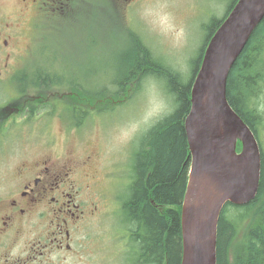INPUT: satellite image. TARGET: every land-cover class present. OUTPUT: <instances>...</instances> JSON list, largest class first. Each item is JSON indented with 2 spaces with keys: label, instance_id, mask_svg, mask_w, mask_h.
<instances>
[{
  "label": "rangeland",
  "instance_id": "rangeland-1",
  "mask_svg": "<svg viewBox=\"0 0 264 264\" xmlns=\"http://www.w3.org/2000/svg\"><path fill=\"white\" fill-rule=\"evenodd\" d=\"M8 1L13 5L17 4L16 0ZM91 1L85 2L88 7L83 9L76 23H70L69 17L58 15L56 19H39L32 31L29 30V23L12 24L14 31L24 28L11 42L10 48H13L14 52L8 67L16 69L20 66L22 77L14 79L13 83L10 79L0 80L1 100L17 95L16 90L21 88V79L24 80V89H35L27 84L30 72L35 69H49L50 66L51 71L56 72L65 81L74 80L76 84L92 89L105 87L114 93L115 89L110 88H114L112 83L115 82L116 76H119V54L130 43L125 31H118L116 19L123 20L126 29L137 33L156 63L168 71L178 73L185 80L204 33L203 23L212 16L220 18L225 9V2L219 0H202L203 2L199 3L195 0H146L130 5L128 17L121 16L117 11L116 18L108 5L90 4ZM63 88L68 86L62 84L49 92ZM164 89L163 81L152 76L143 77L139 86L138 82L133 80L126 87L125 98L121 104L107 112H91V116L85 118L77 132L71 131L67 120H63L68 128L67 134L64 133L63 122L57 115L65 114L59 99L53 100L55 113H52L50 106L46 115L40 116L52 118L41 134L55 137V149L60 150L61 139L66 141L65 146H81L79 153L93 154L97 158L95 165L98 163L101 169L99 174L105 175V199L99 203L96 219L81 237L78 235L75 238L73 248L62 254L65 260L61 264H126V261L132 264L131 260L137 251L136 248H131L129 238L125 240L123 230L126 227L122 224V216L116 211V197L125 198L127 194L120 185L129 181L130 150H133L132 147L138 138L156 120L172 110L171 97ZM260 102L259 108L264 112V102ZM99 107L104 106H97ZM40 118L35 119L33 123ZM67 118L70 120L68 113ZM16 126L18 124L14 122L9 125L12 129ZM36 135L37 131L23 138L33 140L38 138ZM23 138L19 137V141H11L9 145L22 144ZM258 139L264 150V120ZM118 176L122 178L118 180ZM114 187L118 188L113 190ZM99 199L101 202V194ZM253 199L254 197L243 204L235 205L242 206ZM112 209L115 210L113 215L101 223L102 214ZM58 256L52 253L51 261L58 263Z\"/></svg>",
  "mask_w": 264,
  "mask_h": 264
},
{
  "label": "trees",
  "instance_id": "trees-1",
  "mask_svg": "<svg viewBox=\"0 0 264 264\" xmlns=\"http://www.w3.org/2000/svg\"><path fill=\"white\" fill-rule=\"evenodd\" d=\"M235 1L230 2L227 13ZM220 21L211 18L207 26L203 24L205 34L197 55L201 54ZM127 35L132 47L121 60L118 80L114 84L124 91L132 80L138 82L141 77L159 76L164 80L165 91L171 96L173 104L170 113L158 119L140 137L141 147L133 164L134 179L122 203L123 221L131 231L132 248L137 251L132 262L180 264L179 211L189 165L184 118L190 108V79L183 81L178 73L156 63L137 33L127 30ZM196 64L194 59L191 73ZM38 78L43 83L46 81L45 77ZM33 85L37 87L39 83L34 81ZM44 88L47 84L41 87ZM69 91L74 94L69 96L66 104L76 126L89 114L91 105L110 97L108 91L102 88L89 92L69 87ZM263 92L264 18L234 61L226 83L229 103L256 135L264 117L252 101ZM113 95L120 96L119 93ZM216 264H264V151L254 199L242 206L227 202L221 210L217 223Z\"/></svg>",
  "mask_w": 264,
  "mask_h": 264
},
{
  "label": "flooded vegetation",
  "instance_id": "flooded-vegetation-1",
  "mask_svg": "<svg viewBox=\"0 0 264 264\" xmlns=\"http://www.w3.org/2000/svg\"><path fill=\"white\" fill-rule=\"evenodd\" d=\"M0 0V75L8 73V21L25 17L37 20L42 12L77 18L82 0ZM132 1V0H125ZM135 1V0H133ZM115 6L116 0H106ZM50 96L44 98L48 103ZM16 105H0V127L14 117L35 116L32 104L39 96H21ZM14 104V102H12ZM11 104V103H9ZM5 107H8L6 110ZM6 117L5 120L3 118ZM0 128V264H61L74 237L98 210L95 194L98 176L93 154H79L75 146L54 151L50 141L3 153ZM134 164V163H133ZM134 170V165H133ZM59 262L51 261V254Z\"/></svg>",
  "mask_w": 264,
  "mask_h": 264
},
{
  "label": "water",
  "instance_id": "water-1",
  "mask_svg": "<svg viewBox=\"0 0 264 264\" xmlns=\"http://www.w3.org/2000/svg\"><path fill=\"white\" fill-rule=\"evenodd\" d=\"M264 17V0H237L204 53L184 119L191 172L181 203V264H216V226L223 204L254 197L260 152L226 98L229 69ZM242 142L240 153L236 140Z\"/></svg>",
  "mask_w": 264,
  "mask_h": 264
}]
</instances>
